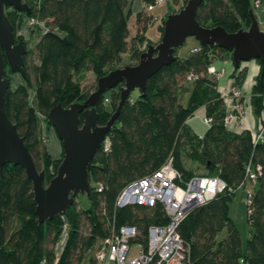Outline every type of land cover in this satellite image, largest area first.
<instances>
[{"label":"trees","instance_id":"trees-1","mask_svg":"<svg viewBox=\"0 0 264 264\" xmlns=\"http://www.w3.org/2000/svg\"><path fill=\"white\" fill-rule=\"evenodd\" d=\"M133 1L36 0L28 4L31 10L26 15L42 22L44 30L23 55L24 75L16 87L10 84L5 112L36 168L45 171V184L56 174L61 157L52 158L48 152L40 116L46 117L57 104L66 108L86 100L97 89V85L82 87L86 72L98 79L120 65L124 53L133 64L139 61L144 32L152 17L143 11L136 13V34L130 40ZM181 1L184 4L187 0ZM253 9L251 0H203L196 20L202 26H221L233 33L250 26ZM13 12L18 11L6 13L11 23ZM159 30L161 33L163 22ZM229 54L216 44L199 45L184 59L175 51V59L147 79L143 95L136 89L135 97L131 93L124 100L106 136L109 149L104 151L101 146L88 167V209H81L75 198L64 214L40 224L32 182L21 166L5 163L0 170V264H95L86 254L109 236L113 227L121 225L138 226L139 240L145 242L148 226L168 221L162 205L117 208L115 200L127 184L157 171L170 157L182 181L194 175L219 176L227 185L223 192L188 211L178 226L182 240L189 244L190 264H264V140L255 143L250 130L235 132L225 125V100L217 80L207 72L208 66ZM243 70L246 73L244 68L232 72L236 88L244 81ZM189 81L193 86L184 105L182 92L188 89ZM123 85L106 91L97 102L99 125H105L117 110ZM250 103L259 118L264 111L262 65L251 88ZM201 106L211 122L199 136L187 121ZM248 166L255 171L259 166L260 174L247 205L252 232L243 247L229 216V203L238 188L251 186ZM99 184L101 192L96 191ZM223 230L225 234L220 236ZM64 232L66 239L57 256L56 247Z\"/></svg>","mask_w":264,"mask_h":264},{"label":"water","instance_id":"water-1","mask_svg":"<svg viewBox=\"0 0 264 264\" xmlns=\"http://www.w3.org/2000/svg\"><path fill=\"white\" fill-rule=\"evenodd\" d=\"M202 1L187 0L179 11L169 13L163 23L160 41L141 52L136 64L116 68L99 77L97 89L86 100L66 108L57 104L49 110L46 117L61 141L63 156L56 174L45 184V171L36 168L23 138L5 112L6 93L10 86L5 66L9 65L12 72L23 76V55L26 52L23 41L15 40L14 27L5 10L12 7L30 13L31 7L24 0H0V170L5 163L24 169L32 182L35 212L40 224L64 214L78 194L89 196L88 167L101 148L120 106L134 90L144 94L147 79L175 59L176 49L187 37H194L201 46L216 44L227 50L235 66L242 61L258 59L264 68V30L260 29L254 11L250 10L251 24L247 29L229 33L221 26L205 27L197 22L196 11ZM120 83L124 85L120 87L117 110L105 125H99L97 102L106 91Z\"/></svg>","mask_w":264,"mask_h":264},{"label":"built area","instance_id":"built-area-1","mask_svg":"<svg viewBox=\"0 0 264 264\" xmlns=\"http://www.w3.org/2000/svg\"><path fill=\"white\" fill-rule=\"evenodd\" d=\"M161 1L155 0L156 3ZM260 3L261 0H254L253 8H258ZM11 9L15 10L12 7ZM207 72L220 76L213 65L208 66ZM241 97L240 89L233 87L230 105L226 106L224 119L228 128L232 121L244 118ZM204 121L208 125L211 118L205 117ZM252 134L255 143L264 140V117L260 119L259 126ZM102 148L104 151L109 149V141L106 138L102 143ZM246 174L251 183V186L246 187V201L249 205L252 187L256 175L260 174V167H256L255 171L248 166ZM225 189L227 185L219 176L194 175L188 181H182L170 157L157 171L127 184L115 200L117 208L129 205L150 208L160 203L168 221L165 224L148 226L145 242L139 240L141 230L136 225L113 227L110 235L100 240L96 246L95 264H190L189 244L182 240L177 230L178 226L188 211L202 205ZM96 191L101 192L102 185H96ZM187 207L189 208L186 209ZM63 235H65L62 239L64 242L66 233L64 232ZM132 243L139 245L138 255L127 260L126 257ZM62 248L58 251L57 245V256Z\"/></svg>","mask_w":264,"mask_h":264},{"label":"rangeland","instance_id":"rangeland-1","mask_svg":"<svg viewBox=\"0 0 264 264\" xmlns=\"http://www.w3.org/2000/svg\"><path fill=\"white\" fill-rule=\"evenodd\" d=\"M24 1L27 2L29 5H33V3L36 0H24ZM168 2H169V4H168ZM251 2H252V0H251ZM172 4H173V0H166L164 3V7L167 8L168 5H172ZM184 5H185V3L182 4V1H181L179 6H177L176 10L173 12L179 11ZM161 6H162V3L157 4L156 10H158V9L160 10ZM263 7H264V4H263ZM9 8L12 11L11 7H9ZM9 8H6V10H5L6 13H7V9H9ZM253 10L256 13L257 8H254ZM170 13H172V12H170ZM163 23H164V21H163ZM11 24L14 27L15 40L16 41L22 40L26 49H32L34 47V44L36 43L38 36L44 30V25L42 22H39L38 20L27 16L26 13L19 12V11L13 12V23H11ZM128 24L130 27L129 39L131 40L132 36H135V34H136V27H135L136 24L134 22V17H132V16L130 17ZM161 24H162L161 20H159V19H154L148 24V26L146 27V30L144 32V35L146 38H144V42L142 43V46H141V49H143V51H145L149 45H155L160 41V37H161V34L163 32V30L161 33L159 32V26ZM134 27H135V29H134ZM259 27L261 30H264V23H260ZM199 45L200 44H199L198 40H196L194 37H191V36L187 37L184 44L179 46L176 49V55H177V57H179L181 59L187 58L190 55V53L193 51V49H195L194 47L199 46ZM232 62L233 61H232L231 54H229V57H228L226 63H223L222 61L215 62V66H216L218 71H221L220 70L221 67H223L225 70L223 76L221 78H219L218 83H219V86L221 87L222 91H224L225 99L226 100L229 99L228 105H230V99H231L233 87H231V88L228 87L227 89H225V87L229 83L230 75H232V72L234 71V69H236V68L239 70L243 69L241 66V62L238 66L233 65L234 63H232ZM133 63L134 62L130 60L128 53H124L122 55L121 64L117 65L112 70L126 66V65H132ZM257 64L259 66V71H260L261 65L258 63V61H257ZM215 66H214V68H215ZM219 73L220 74H218V75L221 76L222 72H219ZM251 74H252V72L250 70L247 73L248 76H246L245 70L242 71V75L244 77L246 76V80H245L246 86L244 85V81H242L241 86L238 88L240 89L241 94L244 96H246L248 94L247 90L252 88V84L255 82V79L258 76V74H256L255 78L253 79V78H251ZM5 75L10 80V84L12 87H16L22 81V75L18 72H12L10 70V66L7 64L5 66ZM218 77L219 76H215L216 79ZM81 85L85 89H92L95 85H97V79L91 71H88L85 73L84 79L81 81ZM188 85H189V88L182 92V102L184 105L188 101V98H189V95L191 93V89L193 86V82L189 81ZM137 94H138L137 90L136 91L134 90L132 92L133 97H135ZM108 96H109V93H106L105 99H104V103L106 104V106L108 105ZM242 100H244V98ZM263 113H264V111H263ZM244 115H245V108H244ZM190 119H191L190 122L193 124L196 132H198V133H203L204 130L206 129V127L208 126L204 122L202 116L199 113L193 115L192 117H190ZM243 119H238V120L232 121L229 124V127L231 128V127H235V125L237 126L238 124L241 123V121ZM40 125H41V131H42V138L45 140L44 142L46 144L47 150L49 151L51 157L55 158L56 156H60L62 158L63 151H62L61 141L57 138V135L55 133L54 128L48 123L47 117L40 116ZM53 138L57 139V141H58V142L56 141L57 145L54 144L55 139L53 140ZM188 167L195 169V165L192 163H188ZM199 171L200 170H197V172H199ZM246 187H249V185H247ZM246 187L238 188L235 191V194L233 195L231 202L229 203V216H230L232 222L235 224V226H236V228L240 234V237H241V240L243 243V247L245 246L246 240L248 239L250 233L252 232V228L249 225V223L247 222V201H246L247 189H246ZM76 199L78 200L79 206L81 209H88L90 207V201L85 194H78ZM224 234H225V230H223L220 233V236H224ZM64 238H65V235H62L60 243L58 244V249H57L58 251L62 248V245H63L62 239H64ZM95 250H96V248H93L86 254L87 260L95 257V253H96ZM138 251H139V245L136 243H132L130 245V250H129L127 257H126L127 260H130V259L136 257L138 255ZM241 264H243V262H241Z\"/></svg>","mask_w":264,"mask_h":264},{"label":"crops","instance_id":"crops-1","mask_svg":"<svg viewBox=\"0 0 264 264\" xmlns=\"http://www.w3.org/2000/svg\"><path fill=\"white\" fill-rule=\"evenodd\" d=\"M165 1L166 0H162L160 2V3H162V6L160 7V10L159 9L156 10L157 4H159V3H155L154 5L151 6V8H149L150 5L145 4L143 2V0H134L132 2V4H131V11H132V15L131 16L134 17V22H135L136 13H138L139 11H143L146 14L150 15L152 17V20L159 19V20H161V23H162L170 12H173V11L176 10V7L179 6V4L181 2V0H173V4L172 5H168L167 8H166V7H164ZM251 3L253 5L254 0H252ZM168 4H169V2H168ZM263 4H264V0H261L260 6L257 8L256 13L253 10L254 13H255V16L257 18L258 24L264 23V7H263ZM135 27H136V25H135ZM135 27H134V29H135ZM129 30H130V27H129ZM159 32H160V30H159ZM198 47L199 46H195L194 48H198ZM227 59H228V56L226 57V59L222 60V62L226 63ZM218 61H221V60H218ZM213 65L215 66V62L213 63ZM241 66H242V68L246 69V76H248L247 73H248L249 70L252 72L251 78H253V79L255 78L256 74H258V72H259V66L257 64V60H255V59H251V60H248V61H243V62H241ZM215 69H216L217 72H222L221 76H219L217 79L215 78L214 75L210 74L209 76L212 77V78H215L217 80V89L221 93V96H223V98L225 100V104L227 106L228 103H229V99H227V100L225 99L224 91H222V89H221V87L219 86V83H218L219 78H221L223 76L225 70H224L223 67H221V69H220L221 71H218L216 66H215ZM246 76H245V79H244V85L245 86H246V84H245ZM233 82H234L233 77H232V75H230L229 83L227 84L225 89H227L228 87H230V88L234 87ZM188 88H189V85H188ZM247 91H248V94L246 96L242 95V97L240 98V101H241V103L243 104V106L245 108L244 119L237 126L235 125V127H231V128L229 127V129H231L232 131L241 132V131H243L245 129H248L251 132H254L257 129V127L259 126V124H260V119L262 117H264V113H262L259 118L256 117L253 114V110H252L251 103H250L251 89H248ZM243 98H244V100H242ZM197 113H199L202 116L203 120H204V118L206 117L205 107L204 106L199 107L193 113V115H195ZM190 121H191V119L189 118L188 121H187V124L189 125V127L194 131L195 134L201 136L203 133L196 132L193 124ZM54 139L55 138H53V140ZM54 141H55L54 144L57 145V142H58L57 139H55ZM59 157L60 156H56L55 159L59 158Z\"/></svg>","mask_w":264,"mask_h":264}]
</instances>
